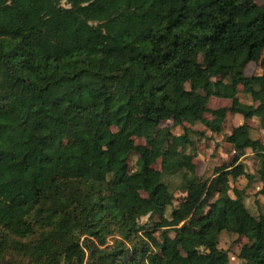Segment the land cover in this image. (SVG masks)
Listing matches in <instances>:
<instances>
[{
	"label": "trees",
	"instance_id": "16d2710c",
	"mask_svg": "<svg viewBox=\"0 0 264 264\" xmlns=\"http://www.w3.org/2000/svg\"><path fill=\"white\" fill-rule=\"evenodd\" d=\"M262 199L264 0H0V264H264Z\"/></svg>",
	"mask_w": 264,
	"mask_h": 264
},
{
	"label": "rangeland",
	"instance_id": "374dc122",
	"mask_svg": "<svg viewBox=\"0 0 264 264\" xmlns=\"http://www.w3.org/2000/svg\"><path fill=\"white\" fill-rule=\"evenodd\" d=\"M259 4L262 3V0H257ZM244 72L246 75H252V74H259L261 72V69L255 64L251 63L246 69H244ZM240 97L243 100H248L247 94L244 92V89L240 87ZM196 93H201V89H196ZM263 95V93H261ZM230 100L226 99H219L218 97H213L211 100L209 107L211 109H216L222 106H227L230 105ZM207 116H211V114H207ZM240 117H243L242 114H237L236 117L234 118L232 114H229L227 117V120L225 122V129L224 132H227L228 130L230 131L234 126L235 123H237L240 120ZM249 123L252 125L253 129V135L254 137L258 138L261 137L263 130H260L258 128V121L256 119H252L249 121ZM167 123H165L166 125ZM193 129L195 130L196 133H199L198 135L194 133L193 138L197 143V147H199V155L194 159V161L197 163V171L200 175H203L204 177H208L212 174L213 169L216 165L221 164L222 162L226 161L227 157V152H229V148H222V141L223 135L219 134L216 135L215 139H207L202 138L200 135V132H206L205 136H210L211 131L204 125L202 122H198L193 126ZM177 132H180L181 130L178 128L176 129ZM208 133V134H207ZM137 143L143 142L142 139H136ZM218 144V145H217ZM209 147H213V150H208ZM217 151L220 152L216 153ZM227 154V155H226ZM135 159H130V165L134 163ZM228 160V159H227ZM245 163V167L247 171L255 173L259 169L258 167L260 166L258 159L255 157L254 153H252L251 150H249V154L243 159ZM159 164L157 165V168H159ZM243 182L242 184L244 185L246 183V179L244 176H242L239 179V183ZM176 196L178 198L183 197V193L180 191L176 192ZM253 199V198H252ZM251 198L248 200L252 201ZM262 203L264 205V199L262 200ZM256 208V206H255ZM252 211H254V208H252ZM167 216H170V209L167 212ZM156 220H160L158 217L155 218ZM149 221V217H143L141 219L142 223H146ZM148 225H153V223H149ZM159 233V232H158ZM236 237H231L228 234H225L222 238V243L220 246L224 249L227 250V254L224 257V261L226 264H238L240 262V258L238 257V253L240 251V248L243 243H245V239L235 241Z\"/></svg>",
	"mask_w": 264,
	"mask_h": 264
},
{
	"label": "crops",
	"instance_id": "0c3cea01",
	"mask_svg": "<svg viewBox=\"0 0 264 264\" xmlns=\"http://www.w3.org/2000/svg\"><path fill=\"white\" fill-rule=\"evenodd\" d=\"M250 64H251V63H250ZM250 64H249V65H250ZM249 65H248V66H249ZM248 66H247V67H248ZM247 67H246V68H247ZM261 74H262V73L260 72L259 75H261ZM213 97H214V96H213ZM213 97L210 98V100H209V104H210L211 100L213 99ZM218 98H219V97H218ZM219 99H224V98H219ZM226 100H228V99H226ZM237 114H241V113L233 114V117L235 118ZM242 116H243V115H242ZM208 117H209V116H208ZM251 120H252V119H251ZM249 121H250V120H247L244 116H243V117H240V120H239L237 123H235V126H238V125L243 124V123H245V122H248V123H249ZM231 130H232V129H231ZM231 130H230V131H231ZM230 131L228 130L227 132H230ZM207 134H208V133H207ZM262 135H263V133H262ZM255 138H256V137H255ZM258 138H260V137H258ZM225 146H226V144L222 143V148H223V149L227 147V146H226V147H225ZM227 148H229V150H231L230 147H227ZM208 150H210V151L213 150V147H211V148L209 147ZM216 153H219V154H220L219 151H217ZM199 154H200V153H199ZM227 154H228V155H227ZM227 154H226V155H227L226 158L228 159L229 156H230V154H231V151L227 152ZM248 154H249V153H247V155H248ZM227 159H226V160H227ZM218 165H219V164H218ZM242 183H243V182L240 183L241 186H243ZM245 184H246V183H245ZM245 184H244V185H245ZM262 200H263V199H262ZM262 200H261V202H262ZM262 204H263V203H262Z\"/></svg>",
	"mask_w": 264,
	"mask_h": 264
}]
</instances>
